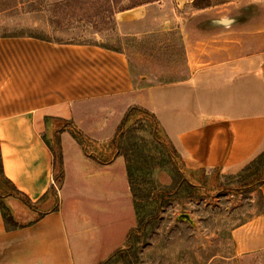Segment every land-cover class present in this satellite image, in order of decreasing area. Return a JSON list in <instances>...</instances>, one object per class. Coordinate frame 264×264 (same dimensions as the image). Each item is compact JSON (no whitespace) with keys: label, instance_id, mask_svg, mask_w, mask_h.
<instances>
[{"label":"crops","instance_id":"0c3cea01","mask_svg":"<svg viewBox=\"0 0 264 264\" xmlns=\"http://www.w3.org/2000/svg\"><path fill=\"white\" fill-rule=\"evenodd\" d=\"M241 1L184 19L185 75L146 86L137 83L120 51L0 36L1 167L33 204L14 195L0 197L16 224L7 228L0 209V264H89L80 245L95 237L100 243L111 226L102 217L108 211L100 209L98 230L84 227L78 216L74 206L84 190L101 178L109 183L111 175L97 177L94 163L59 123L81 129L98 144L115 135L131 110L146 111L183 153L186 166L206 171L240 170L264 149V0H248L254 8L249 14L235 12ZM190 21L205 27L199 35ZM57 132L63 178L55 195L49 138ZM122 173L127 186L125 163ZM258 191L261 211L240 228L264 230V181ZM241 245V254L264 251V244Z\"/></svg>","mask_w":264,"mask_h":264},{"label":"rangeland","instance_id":"374dc122","mask_svg":"<svg viewBox=\"0 0 264 264\" xmlns=\"http://www.w3.org/2000/svg\"><path fill=\"white\" fill-rule=\"evenodd\" d=\"M228 1L0 0V36L109 47L126 55L135 80L146 86L185 75L184 19L215 14L216 6ZM241 2L235 12H254L253 2ZM187 23L197 35L205 28L199 21ZM58 127L66 128L81 146L96 166L97 177L111 175L110 187L108 181L99 179L74 206L84 227L98 230L102 217L111 223L100 243L95 237L90 245H80L89 264H264L263 250H242L241 254L244 241L248 247L264 244V230L239 227L261 211L254 183L264 173L259 163V172L248 177L253 167L188 168L183 153L159 133L155 120L135 109L113 137L98 144L93 143L96 138L69 123ZM58 133L49 138L54 152L58 151ZM127 162L133 169L136 195L145 193L143 200L137 198L136 209L122 173ZM54 168L51 193L57 195L63 175L56 164ZM8 191L0 175V196ZM100 209L109 213L101 217ZM99 248L100 252L104 248L101 253Z\"/></svg>","mask_w":264,"mask_h":264},{"label":"trees","instance_id":"16d2710c","mask_svg":"<svg viewBox=\"0 0 264 264\" xmlns=\"http://www.w3.org/2000/svg\"><path fill=\"white\" fill-rule=\"evenodd\" d=\"M203 5H205L204 7H206V6H208V3L206 2ZM107 48H109V47H107ZM143 112L146 113V111H143ZM124 123H125V119H123V121L119 125V127L117 129L118 131H119V129L121 127L124 126ZM56 144H58V141L57 140H56ZM57 148H58V151L57 152H54L52 150L53 151V158H54V166L56 164L58 166V168H59V172H61L62 171V159H61V153H60L59 145H57ZM125 154L126 153H123V156ZM258 163H259L260 166H263L264 167V149L261 150L259 153H257L247 163V165L244 166L245 167V170L249 169L250 167H253V171H254L253 173L247 174L246 177L250 176L251 174H254V176H255L256 175V172H259V167H257ZM126 173H127V179H128V185H129V192H130V195H131L132 203L134 205V208L136 209V207H137V202H136L137 198L140 199V200H143L145 198V193H143V195L142 194L136 195V193H135V185H134L135 184V178H134V175H133V169H132L131 165L128 164V162L126 163ZM0 175L3 178V180L5 181V183L10 188V191H8L7 193H4L3 195H14V196L20 198L29 207H33L32 202L24 194H22L20 191H18L15 188V186L3 175L2 167H1V161H0ZM181 181L184 182V183H186L188 186H190V184H191V183H189V181H187L184 178V176H181ZM263 181H264V173L262 175H258V177H256V179H254V183L257 186H260ZM0 209H1V214L3 216V219H4V222H5L6 227L7 228L14 227L16 224L14 223V221L12 220V218L10 217V215L8 214L5 206L3 205V203L1 201H0ZM136 214H138V213H136ZM137 223H138V226H139L142 223V219H139ZM134 229H131V231H133Z\"/></svg>","mask_w":264,"mask_h":264}]
</instances>
